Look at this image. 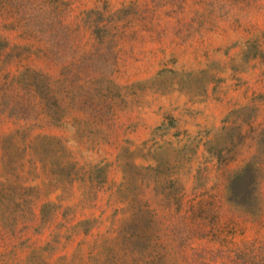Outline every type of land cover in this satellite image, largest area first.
I'll list each match as a JSON object with an SVG mask.
<instances>
[{
  "label": "rangeland",
  "instance_id": "374dc122",
  "mask_svg": "<svg viewBox=\"0 0 264 264\" xmlns=\"http://www.w3.org/2000/svg\"><path fill=\"white\" fill-rule=\"evenodd\" d=\"M0 264H264V0H0Z\"/></svg>",
  "mask_w": 264,
  "mask_h": 264
}]
</instances>
